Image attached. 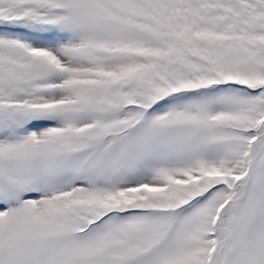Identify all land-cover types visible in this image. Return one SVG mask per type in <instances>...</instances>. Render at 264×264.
<instances>
[{"label": "snow or ice", "instance_id": "1", "mask_svg": "<svg viewBox=\"0 0 264 264\" xmlns=\"http://www.w3.org/2000/svg\"><path fill=\"white\" fill-rule=\"evenodd\" d=\"M0 264H264V0H0Z\"/></svg>", "mask_w": 264, "mask_h": 264}]
</instances>
